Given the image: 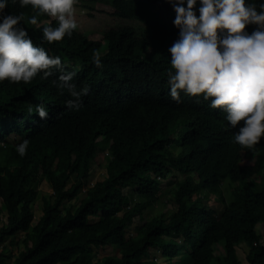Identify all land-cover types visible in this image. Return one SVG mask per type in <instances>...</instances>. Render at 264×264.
I'll return each mask as SVG.
<instances>
[{"label": "trees", "instance_id": "trees-1", "mask_svg": "<svg viewBox=\"0 0 264 264\" xmlns=\"http://www.w3.org/2000/svg\"><path fill=\"white\" fill-rule=\"evenodd\" d=\"M81 3L90 18L99 6L110 7L124 24L100 40L74 30L48 44L27 22L30 6L10 3L4 10L23 14L33 43L59 56L63 71L74 72L68 83L88 91L72 110L65 102L74 98L57 86L60 70L29 84L0 82V264L12 258L8 239L21 233L14 264H264V236L255 229L264 223V137L251 150L241 148L232 140L238 127L228 126L222 110L202 97L171 99L167 49L178 30L167 0ZM37 19L55 26L45 14ZM144 24L150 35L142 33ZM93 51L101 54L99 68ZM37 105L48 110L47 119L35 113ZM25 138L21 158L14 145ZM104 159L107 176L90 186L94 165ZM172 175L176 182L163 191L161 182ZM40 177L53 194L36 221ZM167 193L173 208L157 211ZM212 195L221 210L208 203ZM109 245L118 253L97 258L96 249ZM240 245L248 248L244 261Z\"/></svg>", "mask_w": 264, "mask_h": 264}, {"label": "clouds", "instance_id": "clouds-1", "mask_svg": "<svg viewBox=\"0 0 264 264\" xmlns=\"http://www.w3.org/2000/svg\"><path fill=\"white\" fill-rule=\"evenodd\" d=\"M174 12L173 26L177 38L167 49L170 53L167 71L168 94L180 102V94L209 102L212 109L225 113L228 126L237 128L232 140L241 148L252 149L264 137V0H167ZM30 6L34 13L28 24L41 31L48 44L71 36L78 28L75 19L77 0H0V82L29 84L38 74L47 78L53 69L60 70L61 82L71 97L67 108H80L79 91L68 83L74 72H64L59 56H50L35 45L22 23L23 14L5 13L9 4ZM52 18L55 26H43L37 17ZM254 25L249 32L246 26ZM144 26H146L144 24ZM149 29V28H148ZM92 62L99 68L101 54L93 51ZM55 83V82H54ZM31 115L33 109L29 107ZM35 113L48 118V110L37 105ZM29 140L14 145L22 158Z\"/></svg>", "mask_w": 264, "mask_h": 264}, {"label": "rangeland", "instance_id": "rangeland-1", "mask_svg": "<svg viewBox=\"0 0 264 264\" xmlns=\"http://www.w3.org/2000/svg\"><path fill=\"white\" fill-rule=\"evenodd\" d=\"M100 11L96 12L94 14L93 17L90 18V16H88V11L86 10V8L84 7V5H82L81 0H77V3L75 5V19L76 22L78 24V28L76 29L79 33H82L83 35L87 36L88 39L92 38L95 40H100L102 39L104 33H106L108 30L112 29V28H118L119 26L123 25L124 23L120 20V19H116L112 14V9L110 7H104V6H99ZM129 22H127L128 24ZM140 26V25H138ZM142 29V33H145L147 35H150V31L149 29H147V26H140ZM138 36H142L140 34H137ZM99 152H102L101 150ZM104 153L105 156H108L109 153L106 152H102ZM101 153V155H102ZM102 155V156H104ZM106 164H107V160L104 159L101 161L100 164H96L94 165V173L92 174V178L90 180V186H93L96 182L104 180L105 177L107 176V170H106ZM261 182L262 185L264 184V174H262L261 176ZM181 178V177H180ZM179 178V179H180ZM177 177L172 175L171 177H169L168 179H166L165 181L161 182V188L163 191H168L170 189V187L176 182ZM37 188L39 191V196L38 199L33 203V212L35 214V218L36 221L39 220V218L42 215V207H43V199L44 198H51L53 191H52V187L50 185V183L48 182L47 179L40 177L38 179L37 182ZM86 190L84 189L77 200H74L72 204H74V206L79 205V202L81 201V199L85 196L86 194ZM132 195V201L133 203H135L136 199H135V191H131L130 192ZM167 195V196H166ZM166 195H163V202L159 203V205H157V211L159 210H168L173 208V204L170 201H167V197H169V194L167 193ZM209 204H211L212 206H214L215 208H217L218 210L222 209V204L219 201H216L214 196H211V200L208 201ZM165 204V205H164ZM159 206V208H158ZM153 214V213H152ZM149 216V214H146L145 217L147 218ZM149 218V217H148ZM139 223V218L136 217L135 218V223L133 225V228L136 226V224ZM255 229L257 232L261 233L264 236V223L263 222H259L256 224ZM128 235H134V231L133 229L131 231L128 232ZM24 233H21L19 235H16L15 237L9 238L8 241L5 244V252L6 254L10 255V259L7 260L6 264H14V259L15 256H17V254L22 250L23 248V238H24ZM241 247H239L238 249V255L239 258L244 261L248 252V248L246 245H240ZM96 251L98 252V257L97 258H102L104 256H108V255H114L118 253V248L115 245H109L106 248H98L96 249ZM157 255V251H155V253Z\"/></svg>", "mask_w": 264, "mask_h": 264}]
</instances>
